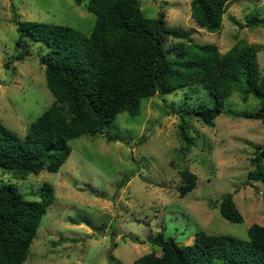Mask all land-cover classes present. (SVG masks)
<instances>
[{"label":"rangeland","instance_id":"374dc122","mask_svg":"<svg viewBox=\"0 0 264 264\" xmlns=\"http://www.w3.org/2000/svg\"><path fill=\"white\" fill-rule=\"evenodd\" d=\"M85 1L0 0V120L20 136L53 95L39 61L45 44L29 41L30 54L16 59V21L66 24L88 34L95 15ZM140 6L146 16L164 9L168 25L196 29L195 42H215L221 52L237 36L245 38L264 73V0H231L213 32L195 25L190 0H140ZM248 15L262 22L249 27ZM201 99L211 96L200 84L157 91L142 98L138 114L118 112L102 132L70 138V154L57 171L15 177L0 168V183L13 182L26 198H38L45 181L53 187L54 200L23 264H110L111 253L131 264L150 250L160 253L150 240L159 230L186 244L199 229L245 239L251 222L264 224V184L247 179L254 144L264 143V126L258 118L240 115L256 109L258 98L250 94L244 100L233 90L213 125L185 115L188 137L182 138L180 107ZM183 168L197 177L195 186L180 195ZM225 192L233 193L242 221L222 216L219 200Z\"/></svg>","mask_w":264,"mask_h":264},{"label":"trees","instance_id":"16d2710c","mask_svg":"<svg viewBox=\"0 0 264 264\" xmlns=\"http://www.w3.org/2000/svg\"><path fill=\"white\" fill-rule=\"evenodd\" d=\"M76 4L84 0H74ZM231 0H190L195 25L209 32L221 27ZM95 20L87 34L70 25L17 19L19 48L16 59L30 54L29 41L47 49L39 55L44 65L51 103L29 122L23 136L0 120V168L15 177L42 169L57 171L70 154V138L95 135L110 126L116 114H138L144 97L200 84L211 96L183 105L180 134L187 138L185 115L213 125L226 99L239 90L242 99L258 98L254 110L241 116L258 118L264 126V73L256 51L245 38L236 37L225 51L212 41L195 42L193 28L168 25L165 10L146 16L140 0H86ZM262 22L248 15L249 27ZM175 41H172V40ZM8 67V63H5ZM255 145L253 168L247 179L264 184V143ZM180 195L196 184V173L180 170ZM38 198H26L13 182L0 183V264H23L47 206L54 200L51 183L44 182ZM219 210L239 222L243 215L232 192L221 194ZM248 238L224 233L195 232L191 243L179 244L157 231L150 240L160 247L136 257L131 264H264V224L251 222ZM110 264H127L109 255Z\"/></svg>","mask_w":264,"mask_h":264}]
</instances>
